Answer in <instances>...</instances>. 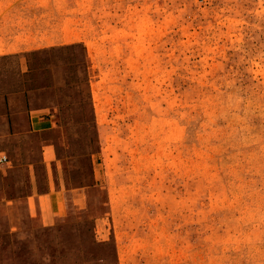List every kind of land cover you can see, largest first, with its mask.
<instances>
[{
    "label": "rangeland",
    "instance_id": "1",
    "mask_svg": "<svg viewBox=\"0 0 264 264\" xmlns=\"http://www.w3.org/2000/svg\"><path fill=\"white\" fill-rule=\"evenodd\" d=\"M0 32V264H264V0H0Z\"/></svg>",
    "mask_w": 264,
    "mask_h": 264
},
{
    "label": "crops",
    "instance_id": "2",
    "mask_svg": "<svg viewBox=\"0 0 264 264\" xmlns=\"http://www.w3.org/2000/svg\"><path fill=\"white\" fill-rule=\"evenodd\" d=\"M51 122V120H44L39 116L32 117V126L37 131L50 129L52 127ZM81 192V189L68 188L59 182V178L56 182L52 181L48 192L42 193L34 189L25 200L29 216L40 219L42 226L45 227L65 221L71 214L70 203L77 204Z\"/></svg>",
    "mask_w": 264,
    "mask_h": 264
},
{
    "label": "built area",
    "instance_id": "3",
    "mask_svg": "<svg viewBox=\"0 0 264 264\" xmlns=\"http://www.w3.org/2000/svg\"><path fill=\"white\" fill-rule=\"evenodd\" d=\"M10 163L9 157L5 153H0V168Z\"/></svg>",
    "mask_w": 264,
    "mask_h": 264
},
{
    "label": "trees",
    "instance_id": "4",
    "mask_svg": "<svg viewBox=\"0 0 264 264\" xmlns=\"http://www.w3.org/2000/svg\"><path fill=\"white\" fill-rule=\"evenodd\" d=\"M75 45H72L71 47H74ZM30 220H32V218H30ZM2 240L0 239V242H1ZM104 261H106V260H103V262ZM48 264H57V262H54V261H51V262H49Z\"/></svg>",
    "mask_w": 264,
    "mask_h": 264
}]
</instances>
